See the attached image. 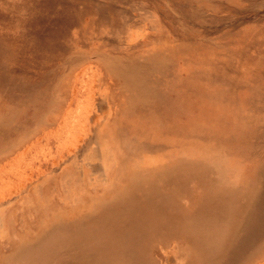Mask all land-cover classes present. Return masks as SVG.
I'll use <instances>...</instances> for the list:
<instances>
[{"label":"rangeland","instance_id":"obj_1","mask_svg":"<svg viewBox=\"0 0 264 264\" xmlns=\"http://www.w3.org/2000/svg\"><path fill=\"white\" fill-rule=\"evenodd\" d=\"M95 1L108 35L33 85L0 40V243L264 264V0Z\"/></svg>","mask_w":264,"mask_h":264},{"label":"bare ground","instance_id":"obj_2","mask_svg":"<svg viewBox=\"0 0 264 264\" xmlns=\"http://www.w3.org/2000/svg\"><path fill=\"white\" fill-rule=\"evenodd\" d=\"M107 5L95 0H0V40L9 48L10 69L33 85L70 50L88 42L94 30L108 35V24H96L98 10L109 9Z\"/></svg>","mask_w":264,"mask_h":264},{"label":"crops","instance_id":"obj_3","mask_svg":"<svg viewBox=\"0 0 264 264\" xmlns=\"http://www.w3.org/2000/svg\"><path fill=\"white\" fill-rule=\"evenodd\" d=\"M68 240L63 236L55 239L49 235L19 242L1 240L0 264H69L76 257Z\"/></svg>","mask_w":264,"mask_h":264}]
</instances>
